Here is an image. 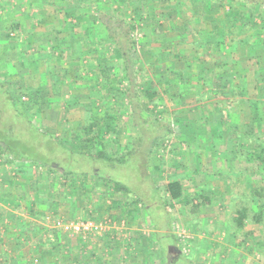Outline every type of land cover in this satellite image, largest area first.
Returning a JSON list of instances; mask_svg holds the SVG:
<instances>
[{
	"label": "rangeland",
	"instance_id": "rangeland-1",
	"mask_svg": "<svg viewBox=\"0 0 264 264\" xmlns=\"http://www.w3.org/2000/svg\"><path fill=\"white\" fill-rule=\"evenodd\" d=\"M10 1L0 0V87L10 95L14 107L10 108L4 99H0V139L5 140L7 147L19 146L20 154L25 157H43L51 161L52 165L47 168L54 173L76 165L80 168L81 164L83 171L99 170L100 175L127 186L134 193L132 195H136L134 202L140 209L136 220L133 218L130 222L125 221L121 204L109 209L113 216L115 212L117 215L123 212L113 220L106 217L111 220L113 233L118 234L119 230L120 239L115 242L105 233L80 236L83 241L80 245L74 240L65 244V252H57L58 247L55 248L60 264H203L212 252L226 259L232 247L225 246L221 240L229 235V227L240 252L248 255L264 253V242H261L264 240V220L255 223L252 212L250 222L248 220L245 224L252 230L238 231L234 227L237 204L242 198L243 201L247 199L244 184L249 181V177L241 174V169L232 170L238 131L215 127V124H224L236 114L242 119L251 115L257 129L264 124V106L260 104L264 97L260 91L262 84L256 82L257 74L251 75L249 80L254 81L248 83L244 96L240 98V102L246 105L240 102L239 105L233 104V99L221 105L217 102L200 105L191 97L200 92V88H194V80L199 82L200 74L191 80L187 75L188 69L185 76L173 77L180 73V66L187 65L189 59L194 58L193 54L199 52L198 30H210L212 27L206 24L209 17L201 16V20L197 18L199 20L196 21V7L208 0H83V60L80 63L73 61L71 56L56 55V51H41L44 52L41 54L28 46L45 25H31L30 19H35L36 14H45L43 10L55 12L53 7L40 6V0H13L15 3H10L13 7L17 4L22 6L11 8ZM63 1L68 4L76 2L59 0L61 4ZM211 1L218 6V11L213 13L215 20L224 18L230 9L243 10L250 15L247 31L260 37L258 53L253 56L262 58L264 0ZM71 8L63 5L59 9L69 14ZM77 11L80 13V9ZM171 11L178 12L169 15H175L172 18L167 17ZM100 14L110 16L117 24L126 22L136 27L132 32L135 47L130 52L133 64L129 66L128 73L118 61L120 52L112 47L108 34L98 22ZM19 20L21 24H15L20 23ZM161 25L164 33H161ZM179 26L187 29L182 35L178 31ZM29 36L33 41L25 42ZM181 38H184V43H181ZM97 41L100 46L96 53L101 52L99 56L95 54ZM90 42L93 44L91 52L88 49ZM232 45L240 47L239 54L246 49L238 39H233ZM154 48L158 52L178 54V57L168 58L174 68L171 75L162 72L163 65H155L156 56L146 61L145 53ZM46 53L52 55L45 56ZM207 53L208 60L215 58L213 56L216 60L222 57L212 50ZM240 63L246 72L252 74L255 64L252 56L246 61L240 59ZM224 72H229L228 66L216 67V74ZM168 78L177 79L172 84L167 82ZM222 82L219 83L222 85ZM148 93L152 96L149 97ZM258 94L262 100L250 103V98L255 100ZM221 97L222 92L218 90L217 100L223 102ZM93 124L96 126L91 127ZM143 124L147 127L144 128ZM153 124L156 128L151 131L150 125ZM99 128H104L106 133L97 140L95 136ZM166 130L170 132L164 133ZM159 136L162 137L154 140ZM104 151L116 160L121 159L120 164L91 158L83 161L70 159L71 162L67 159V154L83 157L86 154H103ZM0 154V158L6 155L4 152ZM14 163L18 165L16 160ZM14 163L4 161L3 164L14 171ZM253 177L254 181L258 180V177ZM172 181L182 184L188 202L176 203L169 199L165 187ZM237 182L243 184L242 190H231L235 186L237 188ZM144 208H150V215ZM206 215L209 217H204ZM200 216L201 220L213 218L211 226L203 228L201 222V226H197ZM127 225L135 232L129 234ZM198 236L205 238L199 239ZM95 237L101 240L96 242L98 251L92 253ZM205 239L212 242L211 249L206 247L203 250L199 245ZM143 244L146 250H143ZM168 253L181 257L177 262L174 259L169 261ZM63 258L66 259L61 261ZM36 259L38 257L30 256L25 260L22 257L13 264H44ZM194 259L202 263H195Z\"/></svg>",
	"mask_w": 264,
	"mask_h": 264
},
{
	"label": "crops",
	"instance_id": "crops-1",
	"mask_svg": "<svg viewBox=\"0 0 264 264\" xmlns=\"http://www.w3.org/2000/svg\"><path fill=\"white\" fill-rule=\"evenodd\" d=\"M11 2L14 1L11 0L9 2L11 8H14L18 5L17 4L13 7L10 4ZM39 3L40 6L53 7L55 12L49 11L50 13H46V11L43 10L45 14L40 13L39 16L36 14L34 16L35 19H30L29 22L31 25H36L37 23H44L45 25H42L43 30H39L40 33L38 32L34 36L36 37L34 39V42L29 43L28 46L33 47L35 51H39L41 54L51 50L56 51V55H68L73 58V61H77L79 63L82 62L83 9L81 8H83V0H76L74 4H70V2L68 4L67 1H63L64 4H61L59 0H40ZM63 5H70L72 7L69 14L64 11L61 12L62 10H60L59 8H63ZM20 6H22V4H20L19 7L17 6L16 8H20ZM79 9L80 13L77 11ZM57 13L59 15H56ZM43 16L45 17L44 19ZM108 17L112 22H114V20L110 16ZM19 21L20 23L15 22V24L20 25L21 20ZM217 21H219L220 25L230 24L231 22L230 19L222 17ZM206 24H208V21H206ZM126 25L129 26L128 23H126ZM101 27L103 28V31L108 34V37L112 42V47H114L116 49L115 51H118L119 53V46H117V44H115V42L111 39L109 33L107 32V30H105L102 24ZM247 28L248 27H246L245 29ZM211 30L212 29L200 30V44L198 48L199 52L193 54L194 58L189 59L187 65L184 64L183 66H180L181 69L179 72L182 76H185V71L189 69V73H187V75L191 80L196 79V75L199 76L200 74V83L194 80V88H200V92L191 96L193 101L198 104L206 103L209 105H213L215 102H217L218 105H221L226 103L227 100L230 102L231 99H233L232 101L240 102V98L242 97H236L237 99L235 98V96L233 97L234 94L232 93V85L234 84L238 87L244 85L245 88H247L248 83L254 81V79L249 80L252 77L251 75L257 74L255 78H258L259 75H261V72L264 70V56L260 59L257 57L254 58L253 56L254 53H258L257 43L258 38L260 37L256 35V42H250L251 44H255V46L248 45L246 47V45H244L245 43H241L246 49L243 50L242 54H239L240 47L238 45L234 50H232V47L226 45H224V49L216 47L214 43L217 39L215 36H213L214 32ZM231 32V37L233 39H238L239 44L240 39L248 38L247 36L250 35L247 30L238 32L237 30L232 29ZM161 33H164L163 30H161ZM129 37H132V34L129 35ZM32 41V37L25 40V42ZM98 43L99 42L97 41V46L95 48V54L97 56L101 54V52L96 53L97 49H99L100 46L98 45ZM89 45L90 47H87L91 52V50H93V44L90 42ZM149 45L151 46V44ZM249 47H251L252 49H250ZM155 48L154 50L152 49L150 50V52L145 53L146 61L148 62V60H150L152 56H156L154 57L156 59L155 65H163L161 66L162 72L165 71L166 73H168V75H171V72H173L174 68L173 66H171V64H169V60H165L168 53H164L161 51L158 52V50H155ZM211 50L214 51V53L220 54L222 56L221 59L216 60V56H213L215 58H213L212 60H208L206 58V56H208L207 52H210ZM41 51L44 52L42 53ZM44 55H48L50 57L52 54L46 53ZM176 55V57H178V54ZM251 56L255 60V64H253L254 68L251 71L252 74L250 72H246L242 68L243 65L240 63V59L246 61V59H249ZM130 58L131 63H129L128 66H132L133 64L132 55H130ZM100 59L98 60V63L101 62ZM118 61L121 62L120 66H123L125 63L123 57L121 56V52ZM134 66H137V64L135 65L134 63ZM217 66H228L229 72H224L223 74L218 75L216 74ZM220 81H223L222 85L219 83ZM256 82L260 83L258 80ZM218 90L222 92L221 98L223 99V102H221L220 99L217 100ZM261 96H263V94H261ZM259 100L262 99L258 94L255 97V100H252V98H250L249 101L258 102ZM86 123L84 122L83 125H86ZM64 155H66V152L64 153ZM103 155L116 160V158L110 157L106 151H104ZM91 156L93 155L86 154L83 155V157H78V155L75 154H67V159L69 160V162H71L70 159L83 161L91 158V160H94ZM4 161H6L7 163L15 162V160L7 155H5L4 158H0V163L3 164ZM121 161V159H117V161L113 163L120 164ZM16 162L18 163V165L14 163V166H16V170L14 171H11V168H9L8 170L5 164H0V264L17 263L20 258L23 257L25 260L30 256L33 258L38 257V259L36 260L38 262H43L44 264H60L57 260V253L55 248L58 247L57 252L61 250L65 252L66 243L75 240V244L80 245L83 241L81 240L80 236H70L62 232L61 234H59V232L53 227L54 221L59 218L75 220H77L76 218L92 219L97 222L106 220L109 221L110 224L111 220L108 218H111L112 220L116 219L117 217L119 218V216H121L123 212H125L124 219L127 222H130L133 218L136 220V217L138 216V212L140 209L134 202V198L136 197V195H132L134 193H132L127 188V186L124 187V184L112 180L109 176L100 175L99 170L94 171L90 169L89 171H83V167L81 166V164L79 166L80 168H78V165H76L75 168H62V170L59 171L62 174L61 176L58 171L57 173H54V171L51 172L50 169L41 166L38 162L35 161H31V163L29 161H27L26 163H20L19 161ZM143 180L146 181L145 179ZM115 184L121 185L122 187L129 190V192H121L115 190ZM119 204L122 205L121 210H123V212L121 211L118 215L115 212L114 216L112 215V212V214H109L108 210L114 209L116 205L120 206ZM147 208H144V211L147 212V215L148 213L150 215V208ZM204 217L209 216L206 215ZM201 219L202 216L197 219V226L198 224L199 226H201L200 222L201 224L203 223V228L211 226L213 218H209L208 220ZM234 227L238 230L235 218ZM127 228L129 234L135 232V229L132 228L131 230L128 225ZM112 229L113 228H111L110 226L109 230L105 233V236H109L111 240H114L116 242V240L120 239L119 230L117 234L116 232L113 233ZM245 229L246 231H248L251 228H248V226L245 225L242 231H244ZM227 232H229V235L227 236L226 234L221 242L223 244L225 243V246L228 245L229 247H232L231 254L229 256H226L225 259V256H219L216 255V252H212V254L210 253L211 255H208L209 258L206 260V262L204 261L203 264H264L263 252L255 253L254 255L253 253L252 255H248L246 253L240 252L238 250L240 248L237 245V241L234 240L230 234V227L227 228ZM198 238L204 239L205 237L198 236ZM212 239H214L213 236ZM100 240L101 238L95 237L94 242L91 245L92 253H96L98 251L96 242ZM261 242H264V240H261ZM139 243L141 242L139 241ZM121 244L123 246L126 245L125 243H122V241ZM199 245L203 247V250L206 247H209V249L212 248V242L208 241V239L202 240L201 242H199ZM233 245L235 246V250L233 249ZM143 250H146L145 244H143ZM75 252H77V250H75ZM167 257L169 258V261H172L174 259L177 262L181 256H179L178 254H173V256H171L168 253ZM64 259L66 258H63L61 261H63ZM194 262L196 263L197 261H195L194 259ZM197 263H202V261H199Z\"/></svg>",
	"mask_w": 264,
	"mask_h": 264
},
{
	"label": "trees",
	"instance_id": "trees-1",
	"mask_svg": "<svg viewBox=\"0 0 264 264\" xmlns=\"http://www.w3.org/2000/svg\"><path fill=\"white\" fill-rule=\"evenodd\" d=\"M167 1V0H166ZM247 1H255L257 2V0H247ZM215 6V7H214ZM218 11V6L214 5V3L211 0H208L207 2H202L201 6L196 7V21L198 22L199 17H209L207 18L208 24H211V31H213V36L216 37V42L214 43V45L216 47H220L222 49H224V45H231L229 47H232V50L235 49V46L232 45V29H236L238 32H242L243 30H247L245 29L248 26V23H250L248 17H250V15H248L247 13H244V11L239 10V9H230V12H227L226 14H224V18L226 19H230L231 22L230 24H224V25H220V23H215V22H219L217 20L214 19L215 16H213L214 12ZM176 13L178 11H171L168 12V16L167 17H174L173 16H169L172 15V13ZM233 15V16H232ZM213 16V17H212ZM212 17V18H211ZM167 19V18H166ZM165 18H163V20H166ZM174 19V18H173ZM99 22L104 26L105 30H107V32L109 33L111 39L115 42V44H117V46H119V50L121 52V56L124 59V68L126 69V73H128L129 70V66L128 64L130 63L129 61H131L130 59V55L129 53L131 52L132 49H134V44H135V40L133 39V37H129V35L132 34V32L134 31V29H136L135 26H127L125 23H120L117 24V22H112L111 19L108 17V15L106 14H101L98 17ZM172 20V19H171ZM175 20V19H174ZM163 25L160 26V28H162L163 30ZM179 32L181 33L180 35H182L184 32L187 31L186 28H184L183 26H179ZM203 30V29H202ZM201 31L198 30V33H200ZM117 33V35H116ZM199 35V34H198ZM231 37V38H230ZM248 38L245 39H240L241 43H245L244 45H246V47L248 45L251 46H255V44H251L255 43L257 40V37L254 35H249L247 36ZM181 42H184V38L180 39ZM130 46V47H129ZM250 49H252L251 47H249ZM175 53H168V55L166 56L167 58H165V60L170 57H176L177 55ZM174 55V56H173ZM164 58V57H163ZM179 75H181V73L177 74L173 77H178L179 79ZM177 78H168L167 82L174 84L175 80ZM258 81L262 84V87L260 88V91L263 93V97H264V70L261 72V75H259L258 77ZM232 93L234 94L233 97L235 96V98H239V97H243L244 96V91H245V86H237V85H232ZM149 95V97L152 96V94H147ZM260 97V95H259ZM236 98V99H237ZM0 99H4L6 104L10 106V108L14 107V104L11 100V97L8 93H6L4 91V89L2 87H0ZM233 104H238V101H233ZM252 103V102H250ZM261 105L264 106V102L260 103ZM241 105H246L245 103H241ZM263 120V117L261 118ZM259 122V121H258ZM221 124L216 125L215 127H223L225 129H236L238 131L237 133V138L236 141L234 142L235 145V157L233 159V164H232V170H236V169H241V174L243 173L246 177H249V181L246 180V184H244L246 186V192L244 193V195L248 196L246 200H242L241 199V203L237 204L238 205V209L235 211L236 213V217H235V222H236V226L238 228V231H242L244 229L245 223L250 222V218L251 215L253 214V221L256 223H262V221L264 220V124L259 126V128L257 129V125L255 120H253L251 118V115L245 116L243 119L241 118V116L239 114L234 115L229 121L227 120V122H225L224 124H222V122H220ZM144 125V124H143ZM96 125H91V127H95ZM90 127V128H91ZM147 127V125H146ZM144 125V128H146ZM151 127V131H154V129L156 128L155 124L150 125ZM158 127V126H157ZM218 129V128H217ZM99 128L95 138L101 139V137L106 133V130H104ZM220 130V129H219ZM218 130V131H219ZM170 130H166L164 133H169ZM163 133V134H164ZM160 137L159 136L157 138H155L154 140H158ZM153 140V141H154ZM19 147V146H18ZM18 147H10V146H5V140H1L0 139V152H4L7 156L11 157L13 160L19 161L21 162H27L29 161L31 163L32 162H38L41 166L44 167H48L51 166L52 163L51 161L43 158V157H25L23 155L20 154L21 150H18ZM52 149V147H51ZM53 149H56L55 147H53ZM93 159H99V160H106L108 161H117L111 158L106 157L105 155H103L102 153H99L97 155L91 156ZM23 160V161H22ZM26 160V161H25ZM241 165V166H240ZM244 166V168H242ZM240 171V170H239ZM67 174V173H66ZM241 174H239L238 176H242ZM252 174V175H251ZM256 176L258 177L257 181H254L252 177ZM255 179V178H254ZM262 182H260V180ZM255 182V183H254ZM260 183V184H259ZM237 184V188L235 186V188H231V190L233 189H238V191H241L243 188V184L240 183H236ZM115 190L117 191H121V192H129V190H127L126 188L122 187L121 185L115 184ZM165 192L169 195V199L173 202L179 203V202H188V198L184 195L183 192V187L182 184L178 181H172L169 182L166 187H165ZM239 197V196H237ZM238 200V199H237ZM239 201V200H238ZM203 202H206V198H203ZM208 202V201H207ZM174 205V204H173ZM257 208L258 212H257ZM253 212V213H252ZM251 219V220H252ZM264 247V246H263ZM51 250V249H50ZM49 250V251H50Z\"/></svg>",
	"mask_w": 264,
	"mask_h": 264
},
{
	"label": "built area",
	"instance_id": "built-area-1",
	"mask_svg": "<svg viewBox=\"0 0 264 264\" xmlns=\"http://www.w3.org/2000/svg\"><path fill=\"white\" fill-rule=\"evenodd\" d=\"M53 227L60 230L64 234L70 236H100L106 233L110 224L109 221L97 222L92 219H77V220H63L58 219L54 221Z\"/></svg>",
	"mask_w": 264,
	"mask_h": 264
}]
</instances>
